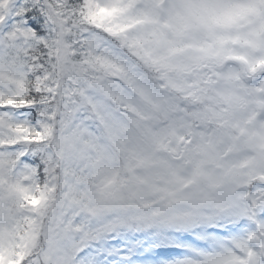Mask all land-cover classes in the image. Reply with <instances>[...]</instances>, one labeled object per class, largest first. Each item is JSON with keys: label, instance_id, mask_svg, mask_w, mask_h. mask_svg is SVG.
Wrapping results in <instances>:
<instances>
[{"label": "snow or ice", "instance_id": "6c2138e0", "mask_svg": "<svg viewBox=\"0 0 264 264\" xmlns=\"http://www.w3.org/2000/svg\"><path fill=\"white\" fill-rule=\"evenodd\" d=\"M0 264H264V0H0Z\"/></svg>", "mask_w": 264, "mask_h": 264}]
</instances>
